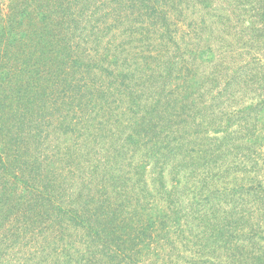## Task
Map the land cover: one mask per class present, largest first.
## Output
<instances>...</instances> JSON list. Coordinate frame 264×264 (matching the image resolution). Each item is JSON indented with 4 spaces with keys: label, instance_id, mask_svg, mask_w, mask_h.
Instances as JSON below:
<instances>
[{
    "label": "trees",
    "instance_id": "obj_1",
    "mask_svg": "<svg viewBox=\"0 0 264 264\" xmlns=\"http://www.w3.org/2000/svg\"><path fill=\"white\" fill-rule=\"evenodd\" d=\"M263 111L264 0H0V264H264Z\"/></svg>",
    "mask_w": 264,
    "mask_h": 264
},
{
    "label": "rangeland",
    "instance_id": "obj_2",
    "mask_svg": "<svg viewBox=\"0 0 264 264\" xmlns=\"http://www.w3.org/2000/svg\"><path fill=\"white\" fill-rule=\"evenodd\" d=\"M261 117H263V120L261 122V131H260V135L263 136L264 135V111L262 112V114L260 115ZM263 126V128H262Z\"/></svg>",
    "mask_w": 264,
    "mask_h": 264
}]
</instances>
